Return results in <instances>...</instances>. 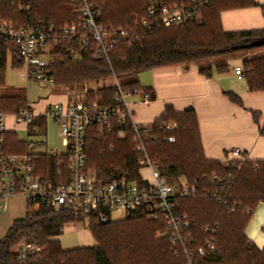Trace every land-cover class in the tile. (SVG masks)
I'll use <instances>...</instances> for the list:
<instances>
[{
	"label": "trees",
	"instance_id": "obj_1",
	"mask_svg": "<svg viewBox=\"0 0 264 264\" xmlns=\"http://www.w3.org/2000/svg\"><path fill=\"white\" fill-rule=\"evenodd\" d=\"M201 23L190 22L170 27L141 25L148 17V0H101L103 12L98 22L104 29L116 28L129 31L131 39H115L110 47V60L96 59L97 46L93 40L86 46L82 41L61 44L55 47L52 73L56 86L82 87L91 83L107 82L117 78L122 89L133 95L150 93L139 79L144 72L171 66H189L202 61H215L217 71L225 73L229 66L217 63L227 60L252 48L264 46V30L226 32L221 15L226 11L256 6L254 0H199ZM165 5L187 4L188 0H163ZM0 17L14 20L21 27L28 26L39 17L57 28L78 23L74 7L66 0H40L33 13L25 15L11 0L0 1ZM152 24V21L149 20ZM20 68L18 48L10 42H0V89L5 88L6 68ZM244 78L253 93L264 92V56L243 61ZM212 64L200 67V73L211 78ZM119 90L115 84H105L97 90L87 91L89 102L101 107L115 108ZM233 102L240 104L236 95L228 93ZM0 106L8 114L28 108L27 99L0 96ZM259 114L253 113L255 121ZM174 122L171 131L156 132L157 139L146 140V148L152 160L158 164L161 175L170 183L180 179L198 181L200 190L193 198H177V211L187 214L191 232L196 242L205 237L202 229H216V241L221 251L213 258H198L197 264H264V249L259 250L246 234L247 227L258 206L264 203V161L235 160L226 165L208 160L203 150L197 114L194 110L177 112L166 106L165 112L155 121L154 128ZM42 132L46 120L37 123ZM124 129L126 137L118 136ZM93 126L88 134L87 168L94 171L104 183L119 178L140 180V155L133 141L130 122L114 121L112 132L100 134ZM264 136V125L260 128ZM174 137L175 142L169 139ZM7 153L22 155L30 152L27 142H19L14 132L7 133ZM64 164L58 168L59 157L40 156L41 173L53 185L68 182L69 155H61ZM60 172V173H59ZM61 174V175H60ZM213 175L232 176L226 183L210 184L205 178ZM236 207L235 211H231ZM85 215L72 210L62 212L44 204L32 205V213L24 220L16 221L0 241V264H19L14 249L24 240H35L40 248L39 260L27 264H186L182 253L173 249L167 227L162 219L149 216L146 209H138L126 215L122 221L101 222L98 214L90 216L88 227L97 241L94 247L64 250L58 238L64 226L81 223Z\"/></svg>",
	"mask_w": 264,
	"mask_h": 264
},
{
	"label": "built area",
	"instance_id": "obj_2",
	"mask_svg": "<svg viewBox=\"0 0 264 264\" xmlns=\"http://www.w3.org/2000/svg\"><path fill=\"white\" fill-rule=\"evenodd\" d=\"M1 1V0H0ZM14 6L25 15H30L40 0H11ZM74 7L78 23L66 24L57 28L52 23H46L39 17L28 26H18L14 20L0 17V42L13 43L19 50L21 78L27 83L35 82L41 86L57 87L52 73L54 49L61 44H74L78 40L86 46L88 41L96 43V59L110 60V47L115 39L129 40L133 35L123 29H104L98 22L103 12L101 0H66ZM150 3L148 17L140 22L145 27L154 25L170 27L184 23L202 21L199 0H188L187 4L165 5L163 0H148ZM213 0H207L210 5ZM152 21V24L149 22ZM239 78L244 77L242 67L235 69ZM119 93L116 97L117 106L101 107L97 102H89L85 96L76 97L69 106L54 104L43 118L52 119L59 126L63 136V144L68 149L69 179L67 183L53 185L49 179H44L41 173L40 156L31 151L22 155L7 153V113L0 106V209L1 201L8 198L21 197L26 202V215L32 213V205L44 204L48 208L62 212L72 210L90 216L98 214L101 222H108L115 213L128 214L138 209H146L151 218L162 219L167 227L171 245L177 252L183 254L186 264H197L198 258H213L220 251L216 241V229L206 226L202 229L205 237L201 243L196 242L191 232V221L187 214L177 211V198H193L199 190L198 181L190 182L180 179L170 183L164 178L155 160L149 156L146 140L157 139L156 132L171 131L175 124L164 123L158 128H145L134 120L132 106L128 98L140 96L145 104L151 102L150 93L133 95L122 89L117 78H113ZM38 118L30 108H22L14 114L17 124L26 128L31 135V126ZM130 122L134 133L136 151L140 155V180L131 181L119 178L104 184L98 175L87 168L88 134L93 126L99 127L100 134L112 132L114 121ZM33 128V127H32ZM119 138L126 137L124 129L118 133ZM175 142V138L169 139ZM28 143V141H27ZM29 148L33 147L28 143ZM45 155L57 157L46 153ZM234 157H240L242 152L236 149ZM43 156V155H42ZM59 157L57 167L62 168L64 162ZM243 161H247L244 158ZM143 171L150 173V178L142 176ZM60 173V172H59ZM61 175V174H60ZM231 176L213 175L205 179L210 184H222L231 180ZM236 207L230 210L235 211ZM16 260L19 264H27L31 259L39 260L40 248L35 240H24L15 249Z\"/></svg>",
	"mask_w": 264,
	"mask_h": 264
},
{
	"label": "crops",
	"instance_id": "obj_3",
	"mask_svg": "<svg viewBox=\"0 0 264 264\" xmlns=\"http://www.w3.org/2000/svg\"><path fill=\"white\" fill-rule=\"evenodd\" d=\"M254 2V7L223 12V29L226 32L264 30V0ZM243 61L230 59L229 64L226 62L229 69L225 73L217 71L218 64L215 61L209 62L213 68L211 78L200 73V67L204 66L202 63L150 71L146 76V85H142L153 90L155 99L148 104L141 100L130 102L135 122L145 128H153L155 121L165 112L166 106H173L177 112L194 110L198 117L203 150L208 160L220 161L224 165L233 159L264 161V136L260 134V128L264 125V92H251L246 79L238 77L235 69L243 67ZM228 93L236 95L241 103L233 102ZM52 97L48 102L29 104L38 116L34 126L45 119L43 115L54 104L66 107L77 99L69 92H57ZM253 113L259 114L258 122L255 121ZM7 116V133H15L17 127H22L26 133V128L16 123L14 114ZM34 126L33 130L36 129ZM37 127L40 128L39 125ZM41 135L44 136L45 133L42 132ZM33 148L35 147L30 149L32 153ZM236 149L241 150L240 157H234L233 152ZM263 230L264 204H260L247 229L248 237L259 248L264 247Z\"/></svg>",
	"mask_w": 264,
	"mask_h": 264
},
{
	"label": "rangeland",
	"instance_id": "obj_4",
	"mask_svg": "<svg viewBox=\"0 0 264 264\" xmlns=\"http://www.w3.org/2000/svg\"><path fill=\"white\" fill-rule=\"evenodd\" d=\"M264 56V46L252 48L248 51L240 53L236 57H233L231 60H245L255 57H263ZM217 63L227 62L229 64V60L224 58L216 59ZM211 61H202L201 63L204 66H208ZM150 71L144 72L140 75L139 79L142 84L146 85V76ZM22 71L18 68H14L12 66V59L9 58V62L6 68V76L5 83L6 86L3 89H0V96L2 97H22L27 99L29 104H39L48 102L52 99V96H55L57 92H69L71 95L76 97H84L87 91L97 90L98 88L103 87L105 84H113V80H108L107 82L101 83H91L82 87H72L68 88L65 86L58 87H49V86H41L38 83L31 82L27 83L21 78ZM135 100H141L140 96H133L128 98L129 102H133ZM34 126V124H33ZM33 126H31V130L33 134L28 136L27 132L22 129V127H17L15 129V135L19 142H32L33 144V152L35 154L40 153H49L56 154L58 156L66 155L68 153V149L63 144V136L61 135L60 129L58 125L52 120L48 119L46 121V129L44 131L45 135L42 136V131L37 126L34 128L39 129L33 130ZM142 176L145 178H150V173L148 171H143ZM264 204V203H261ZM26 217V202L23 198H8L3 199L1 201V209H0V241L5 238L7 233L11 230L14 223L19 220H24ZM126 218V214L124 213H113L111 215L112 221H122ZM249 226V225H248ZM248 229V227H247ZM264 231V230H263ZM247 234V230H246ZM248 236V234H247ZM249 238V237H248ZM250 239V238H249ZM60 244L64 250H74L83 247H94L97 245L96 239L93 237L89 227L88 221L85 220L81 223H69L64 226L63 232L58 238ZM253 242V241H252ZM254 243V242H253ZM254 245L261 251L264 249L259 248L255 243Z\"/></svg>",
	"mask_w": 264,
	"mask_h": 264
}]
</instances>
